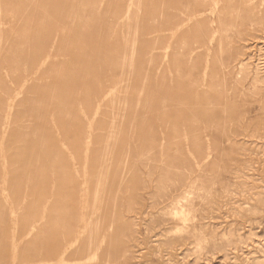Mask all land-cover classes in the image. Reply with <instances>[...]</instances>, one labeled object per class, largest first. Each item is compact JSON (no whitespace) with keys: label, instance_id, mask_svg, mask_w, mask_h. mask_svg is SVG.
Here are the masks:
<instances>
[{"label":"rangeland","instance_id":"obj_1","mask_svg":"<svg viewBox=\"0 0 264 264\" xmlns=\"http://www.w3.org/2000/svg\"><path fill=\"white\" fill-rule=\"evenodd\" d=\"M0 264H264V0H0Z\"/></svg>","mask_w":264,"mask_h":264},{"label":"bare ground","instance_id":"obj_2","mask_svg":"<svg viewBox=\"0 0 264 264\" xmlns=\"http://www.w3.org/2000/svg\"><path fill=\"white\" fill-rule=\"evenodd\" d=\"M96 258V257H95ZM91 261V260H90Z\"/></svg>","mask_w":264,"mask_h":264}]
</instances>
